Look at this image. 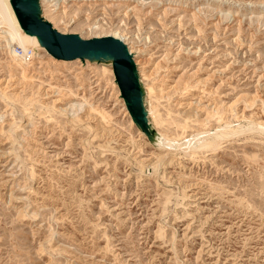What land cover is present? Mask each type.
<instances>
[{
	"label": "rangeland",
	"instance_id": "374dc122",
	"mask_svg": "<svg viewBox=\"0 0 264 264\" xmlns=\"http://www.w3.org/2000/svg\"><path fill=\"white\" fill-rule=\"evenodd\" d=\"M40 3L61 32L119 33L163 147L110 65L37 38L19 54L0 30V264H264L263 136L171 148L220 119L264 122V0Z\"/></svg>",
	"mask_w": 264,
	"mask_h": 264
},
{
	"label": "water",
	"instance_id": "95a60500",
	"mask_svg": "<svg viewBox=\"0 0 264 264\" xmlns=\"http://www.w3.org/2000/svg\"><path fill=\"white\" fill-rule=\"evenodd\" d=\"M10 4L21 28L35 35L53 57L110 65L132 121L151 143H156L159 134L149 120L145 88L133 54L123 40L112 35L83 38L76 32H61L43 16L40 0H10Z\"/></svg>",
	"mask_w": 264,
	"mask_h": 264
},
{
	"label": "bare ground",
	"instance_id": "6f19581e",
	"mask_svg": "<svg viewBox=\"0 0 264 264\" xmlns=\"http://www.w3.org/2000/svg\"><path fill=\"white\" fill-rule=\"evenodd\" d=\"M54 1H57V0H54ZM6 2H7V0H3V2L0 1V4H1L0 5V13L8 12L9 14H11V17H16L15 13L12 9L11 4L6 3ZM56 3H54L53 5H55ZM60 8H61V6L58 7L57 9L60 10ZM6 10H8V11H6ZM63 12H65L64 9H63ZM17 25H18L17 26L18 29H15V27L12 25L11 18H8L7 15L4 16V15L0 14V30H4V28L9 29L7 39L10 43L13 44V46L17 45V46H20V48L22 47L21 51L19 52V54H20L22 52V49L26 50L25 47L27 45H29V44L33 45V43L35 42L33 40L36 38V36L31 35V34H27V35L24 34L23 35V33L20 32V30H23V29L21 28L20 24H17ZM4 33H5V31H4ZM107 35H112L116 38L119 37V33H117V32H113V33L107 34ZM27 55L29 56V54H27ZM1 90H3V89H1ZM145 90H146V88H145ZM238 117H237L238 122L234 123V124L230 123L229 121L224 122V121H222V119H220L219 124L214 129V131H212V132H211V130L196 131V133L192 134L189 138H187L185 140L182 139L178 143H173L171 148H173V149H178V148L179 149L180 148L181 149H186V148L191 149V147L192 148L198 147V144L196 145V142H200L201 144L204 145L202 147H207V148L209 147V148L213 149V148H216L221 143V140H223L224 138H228V137L235 135V134H244L245 132H251V133L259 134V135H262L264 138V122H262L261 120L257 121L255 119H250V120L244 119L245 123H241V119H239ZM156 144L159 147H163V139H161L160 137H157ZM199 147H200V145H199ZM171 148L167 147L164 150H171Z\"/></svg>",
	"mask_w": 264,
	"mask_h": 264
},
{
	"label": "built area",
	"instance_id": "2783aa9c",
	"mask_svg": "<svg viewBox=\"0 0 264 264\" xmlns=\"http://www.w3.org/2000/svg\"><path fill=\"white\" fill-rule=\"evenodd\" d=\"M16 50L17 51H20V49L18 48V47H16ZM31 51L30 50H28V53H30Z\"/></svg>",
	"mask_w": 264,
	"mask_h": 264
}]
</instances>
